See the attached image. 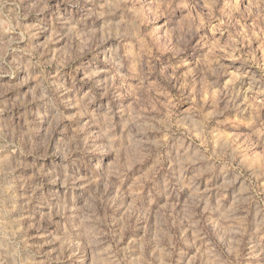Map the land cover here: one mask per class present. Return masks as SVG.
Listing matches in <instances>:
<instances>
[{"label":"rangeland","instance_id":"374dc122","mask_svg":"<svg viewBox=\"0 0 264 264\" xmlns=\"http://www.w3.org/2000/svg\"><path fill=\"white\" fill-rule=\"evenodd\" d=\"M0 264H264V0H0Z\"/></svg>","mask_w":264,"mask_h":264},{"label":"clouds","instance_id":"9594fccd","mask_svg":"<svg viewBox=\"0 0 264 264\" xmlns=\"http://www.w3.org/2000/svg\"><path fill=\"white\" fill-rule=\"evenodd\" d=\"M165 10L166 6H165ZM149 15H152V10L149 9ZM160 28L163 30V34H159L158 30L153 29V32L150 33L149 35L152 36V46L157 50V56L154 57L155 59L159 58V52L161 51V44L162 41L166 40L167 38H169L173 33H180V38L177 44L172 46V52L174 56H178L179 57V61L180 63H182L185 59V57H183L180 54V49L183 47H188L189 45V39H187L186 37H191L193 35L192 32V28L191 26H189L187 28V30H185V28L177 25L176 27H172L170 26L169 22L166 21L164 25H161ZM25 39V33L24 32H19L18 36L11 40L9 43L10 44H19V42L23 41ZM199 43V42H197ZM197 45L193 44L192 47L195 48ZM11 51L15 52L17 51V48L12 47L10 49ZM8 51L9 49H5L2 53L3 56H7L8 55ZM217 64L219 63V60L217 59L215 61ZM122 66V65H121ZM221 67H223L221 65ZM152 67H151V61L148 62V66L144 69H142V71H151ZM213 75H216V72L213 71L212 72ZM160 75H163V72H161ZM166 81H168L169 83L171 82V76H167L164 77ZM179 79H183V77H180ZM196 86V78L193 77L191 83H190V87H195ZM181 100H183L185 103H189L190 102V97H185V95L183 94V92H181L178 97H177V103H179ZM201 116V124L203 123V121L207 120L209 117H211V113H207V114H201L199 112H185L184 114H180L178 113V118L180 120H191L193 116ZM152 119L156 122V124L158 125H162L165 129L170 128L173 124V120H170L167 115L163 112H161V114L159 115V117H152ZM193 124H195V121L193 120ZM137 128H139V125H135ZM199 131L201 133V135L205 134V128L204 127H199ZM75 143V141H73ZM81 145L83 146V148L81 149ZM76 148L77 150H83L86 152H95L97 151V147L95 145H89L88 144V140L87 138L83 139L82 141H80L79 143L76 144ZM103 151L104 152H114L117 151V148L114 146V144L109 143L107 146L103 147ZM112 161V156L111 155H98V156H94L93 157V163H101L104 165H108L110 162ZM94 223H96L97 225L99 223H101V221L99 220V218H96V221H94ZM101 231H103L101 229ZM57 237L54 236V240H56Z\"/></svg>","mask_w":264,"mask_h":264}]
</instances>
